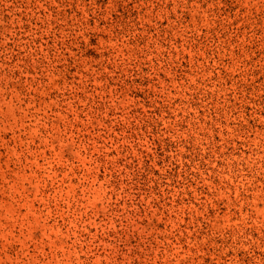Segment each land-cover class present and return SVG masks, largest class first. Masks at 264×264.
I'll list each match as a JSON object with an SVG mask.
<instances>
[{
	"label": "rangeland",
	"instance_id": "rangeland-1",
	"mask_svg": "<svg viewBox=\"0 0 264 264\" xmlns=\"http://www.w3.org/2000/svg\"><path fill=\"white\" fill-rule=\"evenodd\" d=\"M0 264H264V0H0Z\"/></svg>",
	"mask_w": 264,
	"mask_h": 264
}]
</instances>
